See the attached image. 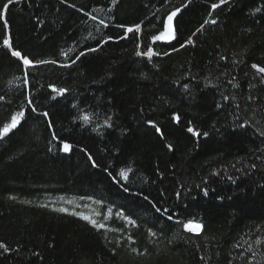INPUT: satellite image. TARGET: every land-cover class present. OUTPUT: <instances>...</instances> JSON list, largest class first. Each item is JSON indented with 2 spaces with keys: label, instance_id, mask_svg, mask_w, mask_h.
Wrapping results in <instances>:
<instances>
[{
  "label": "trees",
  "instance_id": "trees-1",
  "mask_svg": "<svg viewBox=\"0 0 264 264\" xmlns=\"http://www.w3.org/2000/svg\"><path fill=\"white\" fill-rule=\"evenodd\" d=\"M213 3L12 0L0 14V131L25 112L0 139V243L9 249L0 264H264V84L252 68L264 67V0ZM176 8V39L152 43ZM137 24L138 40L120 39ZM9 34L14 50L56 63L29 67L25 83L22 61L2 44ZM147 47L160 54L136 56ZM50 86L68 91L54 100ZM109 117L113 127H102ZM60 197L93 205L119 231L53 211ZM188 220L202 231L186 232Z\"/></svg>",
  "mask_w": 264,
  "mask_h": 264
},
{
  "label": "snow or ice",
  "instance_id": "snow-or-ice-1",
  "mask_svg": "<svg viewBox=\"0 0 264 264\" xmlns=\"http://www.w3.org/2000/svg\"><path fill=\"white\" fill-rule=\"evenodd\" d=\"M17 3H20V0H16ZM117 2V0H113V4H115ZM228 0H220V3H213L211 5L212 9L215 10L217 8L220 7L221 4L227 3ZM12 0H7V2L2 6V8H0V14L6 12L9 8V6L11 5ZM61 3H67V0H61ZM188 3H191V0H188ZM69 7H75V5L69 4ZM184 7H187V4L184 5ZM257 11H259V9H257ZM181 13V8H176L175 10L171 11L169 14H167L164 23L161 25L162 31H160L158 34L152 35L151 37V42L155 43L157 41H164V42H171L173 40L176 39V27H174V22L176 24V26H178L179 24V20L177 19V17L179 16V14ZM87 15V13H86ZM93 20H96L95 16L91 17ZM99 23L101 25H103V27L107 28L108 25L104 22V20H100ZM205 24L211 23L212 25H215L217 23L216 19H210V20H206L204 22ZM119 27H124L123 25H120ZM197 32H202L203 31V26H201V28H198L196 30ZM141 33V25L137 24L134 27H126L125 28V32L121 34L120 39L124 40V39H128V34H132L133 39L138 40L139 39V34ZM195 35V33H194ZM111 39V37H109V40ZM107 42V41H106ZM2 44L5 48L9 49L11 51V56L18 58L20 61H22V65L24 66V81L25 83H27V77H28V68L29 67H35L37 64L43 65V64H55L56 61H50V60H40L38 62H34L33 60L29 59L28 57H26L25 55L22 54V52L20 50H14L13 48V43L11 41V35L9 34L8 38H3L2 39ZM188 44H194V41L189 38L188 40ZM140 45L137 44V48L139 49ZM98 49H89V51L95 52ZM72 50L69 49L68 52H64L63 55L68 58L69 52H71ZM136 56L137 57H147V59L149 61L152 60V58L154 56L159 55L160 53L158 52H154L153 49L151 47H147L145 51H140L137 50L136 51ZM165 55H167V53H164ZM84 53L81 52L80 56H83ZM76 59H79V56L76 57ZM223 59V57H222ZM76 60H73L72 63H75ZM64 67H70L71 65H63ZM252 68L256 69L257 73L261 74V79L260 82L262 84H264V67H258L256 64L252 65ZM231 82V81H230ZM51 87V92L55 93L56 95L52 96V99H57V97H63L65 96V94L67 93V89L65 88H57L55 86H50ZM187 91V89H185ZM28 105L32 106L33 105V100L31 98V96L26 97ZM73 107H75V105H73ZM36 107L32 106L31 107V111L32 112H36ZM43 116L48 117L49 113L48 112H43L42 113ZM25 118V112L24 111H19L16 112L14 115H12L11 117V123L9 124H5L2 128V131H0V139H2L4 136H6L12 129H15L20 123L21 121ZM80 119L83 121L84 125H91L93 123V115L91 113L85 112L84 114H82V116L80 117ZM173 119L179 123L180 121V117L174 116ZM148 123L150 124V126L152 128H154L156 130V132L160 133L161 130L159 127H157V125L153 122V121H148ZM49 126L51 127V123H49ZM102 127L104 128H108L111 129L113 127L112 123H111V118L109 117L108 119H106L104 121V124L102 125ZM240 127H246V125H240ZM93 131H99V128H93ZM187 131L189 133H192L194 136L199 137L201 134L199 131L194 130L192 127H188ZM162 135V133H161ZM205 136L207 135V133L204 134ZM261 136H264V131L260 132ZM169 149H171V145L168 146ZM73 149V145L68 143V142H63L62 143V151L65 153H70ZM49 151H51V149H49ZM88 159L90 161H92V167H98V165L96 164V162L93 160L92 156L89 155ZM132 171L131 168H128L127 170H120L118 173V177L119 179L116 180L117 183H120L121 181L127 182L129 180V174ZM116 179V178H114ZM125 191H127V188H125ZM205 195H207V192L205 191L204 193ZM61 201H63L66 204H71L73 203V201L71 200H65L64 197H60L59 198ZM145 199H147V197H145ZM55 203V202H53ZM93 203H101L100 201H93ZM77 207H79V205H76ZM40 207H48L47 204H42L40 205ZM53 211H57V212H69V210L65 207H59V208H53ZM157 211H160L159 209H157ZM70 215L73 216H78L80 219L87 221L94 229L100 230V229H105V231H110V232H117L119 231V229L117 228H106L105 223L102 222H98L96 219L88 216V215H84L83 213H78L75 211H72L69 213ZM97 216L100 215L99 212L96 213ZM113 216V209L111 207H109L107 209V216L105 217V219H111ZM116 216L120 217L121 219H123L124 221H126L127 225L129 226H136V221L131 219L128 216H125L124 213L122 212H116ZM168 220H172L173 217L171 215H169L167 217ZM177 223H179V221H177ZM183 228L186 232L189 233H196L199 234L202 229H203V225L200 223H197L193 220H188L186 223L183 224ZM149 234L152 237H156L157 233L154 231H151V229H149ZM128 240L131 241L132 243H135L134 240H132V237L129 235L128 236ZM261 243V241L257 240L256 244L259 245ZM0 249H3L4 252L9 251L8 247L3 244L0 243ZM133 252H136L137 254H142L139 253L137 249L133 248L132 249ZM249 252L253 253V256L256 255V253L253 251V249L251 248V246H249L248 248Z\"/></svg>",
  "mask_w": 264,
  "mask_h": 264
},
{
  "label": "rangeland",
  "instance_id": "rangeland-1",
  "mask_svg": "<svg viewBox=\"0 0 264 264\" xmlns=\"http://www.w3.org/2000/svg\"><path fill=\"white\" fill-rule=\"evenodd\" d=\"M76 205H79V207H77ZM49 206L51 208L65 207L69 210V212H67V213L75 211L78 213H83L84 215H88V216L96 219L98 222L102 221L100 218L101 215H99V216L96 215V213L99 212L98 209L94 208L93 205H91L89 203L83 204V203H78V202L73 201V203H71V204H66L60 200V201H56L55 203H53V202L49 203Z\"/></svg>",
  "mask_w": 264,
  "mask_h": 264
}]
</instances>
